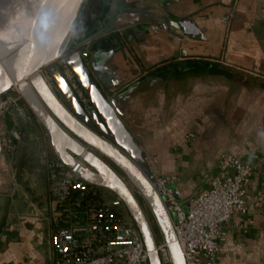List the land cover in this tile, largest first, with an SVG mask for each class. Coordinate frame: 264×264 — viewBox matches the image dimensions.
<instances>
[{
  "label": "crops",
  "instance_id": "0c3cea01",
  "mask_svg": "<svg viewBox=\"0 0 264 264\" xmlns=\"http://www.w3.org/2000/svg\"><path fill=\"white\" fill-rule=\"evenodd\" d=\"M68 47L184 209L225 154L254 165L215 264H264V0H83ZM23 175L0 154V264H52L57 210Z\"/></svg>",
  "mask_w": 264,
  "mask_h": 264
},
{
  "label": "water",
  "instance_id": "95a60500",
  "mask_svg": "<svg viewBox=\"0 0 264 264\" xmlns=\"http://www.w3.org/2000/svg\"><path fill=\"white\" fill-rule=\"evenodd\" d=\"M82 1L0 0V96L15 85L46 132L54 156L70 167L79 160L82 180L121 200L142 239L148 264H161L156 233L131 187L152 212L172 264H185L169 215L150 184L152 177L144 155L114 111L95 92L79 47H68L70 30ZM63 55L91 105L90 111L83 108L59 68L50 66ZM44 68L62 104L39 74Z\"/></svg>",
  "mask_w": 264,
  "mask_h": 264
},
{
  "label": "built area",
  "instance_id": "2783aa9c",
  "mask_svg": "<svg viewBox=\"0 0 264 264\" xmlns=\"http://www.w3.org/2000/svg\"><path fill=\"white\" fill-rule=\"evenodd\" d=\"M78 52L86 60V49L81 47ZM65 58L61 56L50 66L59 68L83 108L90 111L91 105L65 64ZM39 74L62 104L46 68L39 70ZM6 93L3 99L0 96V115L11 107L8 112L11 120L24 118L17 87L12 86ZM186 138L192 140L194 135L188 134ZM144 159L152 177L150 184L169 215L185 264H215L220 244L228 232L229 219L254 209L246 192L254 165L244 163L237 153L225 154L219 168L228 175L210 178L207 189L189 197L184 209L167 178L155 173ZM76 161L77 164L70 167L56 157L49 158L46 153H42L40 159L49 186V199L57 210L51 232L52 264H148L142 239L121 200L110 191L82 180L78 173L81 162ZM156 249L161 264H172L160 234H156Z\"/></svg>",
  "mask_w": 264,
  "mask_h": 264
},
{
  "label": "rangeland",
  "instance_id": "374dc122",
  "mask_svg": "<svg viewBox=\"0 0 264 264\" xmlns=\"http://www.w3.org/2000/svg\"><path fill=\"white\" fill-rule=\"evenodd\" d=\"M6 95H8V93L1 95V98L3 99V96ZM19 104L25 110L24 118H19L15 120V122L11 120L10 114L8 113L11 107H8L7 110L3 111L0 115V120H2V118L7 120V128L5 130H2L1 127L3 123H0L1 162L4 159L5 164H9L11 168L17 167L25 169L28 175L22 176V183L28 186L26 188L28 194L34 195L36 192H44L43 187L46 177L40 159L42 153H46L49 158H52L50 157L52 149L46 132L36 122L23 100H21ZM1 167L3 166L1 165ZM119 174L127 181L123 174L120 172ZM31 184L34 186L32 187ZM129 186L131 185L129 184ZM131 189L140 203L152 230L158 235L157 223L148 205L136 189L133 187H131Z\"/></svg>",
  "mask_w": 264,
  "mask_h": 264
}]
</instances>
